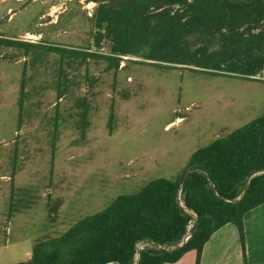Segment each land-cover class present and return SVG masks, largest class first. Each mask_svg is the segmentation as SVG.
<instances>
[{
	"label": "rangeland",
	"instance_id": "rangeland-1",
	"mask_svg": "<svg viewBox=\"0 0 264 264\" xmlns=\"http://www.w3.org/2000/svg\"><path fill=\"white\" fill-rule=\"evenodd\" d=\"M103 2L0 0V39L9 41L0 45V193H8L0 225L14 219L16 236L24 231L31 241L7 254L2 235L0 264L25 260L34 242L59 236L121 194L175 179L195 150L264 112L261 76L184 64L205 45L204 34L187 38L191 52L178 42L156 47L169 62L145 58L148 44L113 53ZM171 9L191 14L186 5ZM156 26L152 19L146 29ZM104 56L118 60L109 67Z\"/></svg>",
	"mask_w": 264,
	"mask_h": 264
},
{
	"label": "trees",
	"instance_id": "trees-1",
	"mask_svg": "<svg viewBox=\"0 0 264 264\" xmlns=\"http://www.w3.org/2000/svg\"><path fill=\"white\" fill-rule=\"evenodd\" d=\"M166 5L187 6L166 10ZM115 54H135L145 44V58L161 59L156 47L178 42L190 51L196 34L206 41L195 54L192 71L257 79L264 83V0H105ZM190 9V10H189ZM152 19L157 26L146 29ZM141 29V31H137ZM216 48L210 50L209 40ZM9 44L0 39V45ZM203 60L193 61L194 55ZM115 65L117 56H104ZM197 214L192 236L183 243L189 213ZM264 203V112L246 125L195 150L175 179L156 178L139 191L117 196L104 210L85 216L65 233L37 241L28 260L16 264H134L138 243L146 246L135 264H168L196 250L226 223L236 225L244 244L243 216ZM183 243V244H182ZM165 246V248H159Z\"/></svg>",
	"mask_w": 264,
	"mask_h": 264
},
{
	"label": "crops",
	"instance_id": "crops-1",
	"mask_svg": "<svg viewBox=\"0 0 264 264\" xmlns=\"http://www.w3.org/2000/svg\"><path fill=\"white\" fill-rule=\"evenodd\" d=\"M236 129L229 130L220 137H225ZM0 196L1 200L6 201L8 193H0ZM0 223H2L1 220ZM243 226L244 244L240 239L236 225L233 223H226L213 232L203 246L199 264H264V203L244 214ZM63 233L65 232L61 234ZM2 235H4L5 241L3 247L7 254L21 248L19 246L22 244L28 243V246L31 245V241H28L29 234H25L24 231L20 233L19 231L18 236H16L14 219L7 221L6 224L4 223L2 227L0 225V242L3 241ZM14 237H18V239ZM24 237L28 239L21 241ZM36 242L33 243V246ZM31 255L32 251L31 253L27 251L23 257L28 260ZM196 257L197 252L193 249L186 252L178 261L168 264H195Z\"/></svg>",
	"mask_w": 264,
	"mask_h": 264
},
{
	"label": "built area",
	"instance_id": "built-area-1",
	"mask_svg": "<svg viewBox=\"0 0 264 264\" xmlns=\"http://www.w3.org/2000/svg\"><path fill=\"white\" fill-rule=\"evenodd\" d=\"M180 197V200H179V205L184 208L190 215V219L188 221V223L186 224V233H185V236L183 238V243L186 242L191 236H192V228L195 224V221H196V218H197V214L192 211V210H188L185 206H184V203H183V200L181 199V193L179 195ZM182 243V244H183ZM146 246L145 243H138L136 245V248H135V253H134V264L138 262L139 258H140V251ZM159 248H165V246H159ZM106 264H120L119 262L117 261H110Z\"/></svg>",
	"mask_w": 264,
	"mask_h": 264
}]
</instances>
